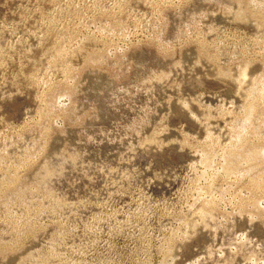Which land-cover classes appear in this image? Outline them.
I'll return each mask as SVG.
<instances>
[{"label":"rangeland","instance_id":"1","mask_svg":"<svg viewBox=\"0 0 264 264\" xmlns=\"http://www.w3.org/2000/svg\"><path fill=\"white\" fill-rule=\"evenodd\" d=\"M263 81L264 0H0V264H264Z\"/></svg>","mask_w":264,"mask_h":264},{"label":"bare ground","instance_id":"2","mask_svg":"<svg viewBox=\"0 0 264 264\" xmlns=\"http://www.w3.org/2000/svg\"><path fill=\"white\" fill-rule=\"evenodd\" d=\"M87 48V47H86ZM89 54V53H88ZM74 57V56H73ZM89 57V55L87 56ZM71 60V59H70ZM245 71H243V75H244ZM260 91L264 92V81L262 82L261 86H260ZM253 104H250L248 107H247V112H246V118H245V124H247L249 122V116L250 114L252 113L253 111ZM260 156V153L259 152H256V151H253V154L250 156L249 158V165H248V170L254 168V162L257 161L258 157ZM1 248V247H0Z\"/></svg>","mask_w":264,"mask_h":264}]
</instances>
